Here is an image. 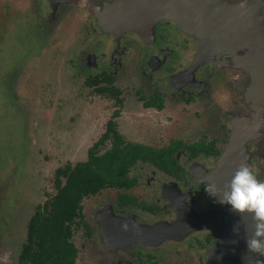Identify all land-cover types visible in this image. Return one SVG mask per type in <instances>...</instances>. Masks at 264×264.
<instances>
[{
	"label": "flooded vegetation",
	"instance_id": "1",
	"mask_svg": "<svg viewBox=\"0 0 264 264\" xmlns=\"http://www.w3.org/2000/svg\"><path fill=\"white\" fill-rule=\"evenodd\" d=\"M3 20H20L36 35L37 65L47 58L45 40L56 46L72 28L74 79L112 100L76 162L135 147L110 172L113 183L88 195L109 190L101 225L83 214L73 222L87 239L96 236L91 264H215L221 254L247 251L232 222L241 214L207 186L223 188L241 163L264 180V70L246 51L264 43L253 36L264 28V0H0ZM74 38L85 43L79 52ZM27 46L14 81L28 63ZM58 58L51 54L46 66L55 71ZM126 90L151 111L133 123L132 140L115 121Z\"/></svg>",
	"mask_w": 264,
	"mask_h": 264
},
{
	"label": "rangeland",
	"instance_id": "2",
	"mask_svg": "<svg viewBox=\"0 0 264 264\" xmlns=\"http://www.w3.org/2000/svg\"><path fill=\"white\" fill-rule=\"evenodd\" d=\"M0 27V255H9L0 264H14L34 206L54 192L55 168L85 159L86 148L101 132L114 106L111 99L96 95L91 87L74 79L72 28L61 32L56 46L57 39L45 40L42 46L47 58L40 54L43 60L37 65L33 64L38 56L34 52L39 48L30 28L23 27L20 20L13 25L3 20ZM254 34H261L264 41V28ZM75 40L73 47L79 52L85 43ZM23 45H29L25 55L28 63L14 81ZM53 53L59 55L55 71L46 66ZM85 71L79 72L85 75ZM124 95L115 121L123 138L132 140L133 123L151 111L132 103L129 90ZM108 192L82 198L84 220L101 225L99 209L105 205ZM70 240L77 247L75 264H91L90 250L96 236L87 239L82 229L73 228ZM255 263L259 262L251 264Z\"/></svg>",
	"mask_w": 264,
	"mask_h": 264
},
{
	"label": "trees",
	"instance_id": "3",
	"mask_svg": "<svg viewBox=\"0 0 264 264\" xmlns=\"http://www.w3.org/2000/svg\"><path fill=\"white\" fill-rule=\"evenodd\" d=\"M134 152V145L114 146L101 156L56 167L54 192L34 206L14 264H74L76 248L70 238L73 222L82 216V198L113 183L110 172L124 167Z\"/></svg>",
	"mask_w": 264,
	"mask_h": 264
},
{
	"label": "clouds",
	"instance_id": "4",
	"mask_svg": "<svg viewBox=\"0 0 264 264\" xmlns=\"http://www.w3.org/2000/svg\"><path fill=\"white\" fill-rule=\"evenodd\" d=\"M207 191L219 195L222 203L253 221L254 231L247 240L248 249L264 256V180L258 178V170L248 163H241L230 181L223 188L209 183ZM127 229L128 225H123Z\"/></svg>",
	"mask_w": 264,
	"mask_h": 264
},
{
	"label": "water",
	"instance_id": "5",
	"mask_svg": "<svg viewBox=\"0 0 264 264\" xmlns=\"http://www.w3.org/2000/svg\"><path fill=\"white\" fill-rule=\"evenodd\" d=\"M253 36L255 37L256 34H254ZM254 43L255 44H253V46L254 47L257 46V47L252 49L246 48L247 54L252 58H254L255 60H257L258 66L262 70H264V48L262 47L263 45L262 43L259 42V40H257V42ZM245 217H242L241 215H237L236 219H233L232 222L233 225H235L234 222H236V233L245 235L244 240L247 242L249 236L254 231V227L251 217L248 215H246ZM235 251L217 256L215 264H251L254 261L260 260V255L251 252L248 248L247 251L241 252V258L239 259L237 258Z\"/></svg>",
	"mask_w": 264,
	"mask_h": 264
},
{
	"label": "bare ground",
	"instance_id": "6",
	"mask_svg": "<svg viewBox=\"0 0 264 264\" xmlns=\"http://www.w3.org/2000/svg\"><path fill=\"white\" fill-rule=\"evenodd\" d=\"M244 241H245V240H244ZM241 243L244 244V246H245L246 241H245V242H241ZM235 254H236V256H237L238 259L241 258V251L236 250V251H235Z\"/></svg>",
	"mask_w": 264,
	"mask_h": 264
}]
</instances>
